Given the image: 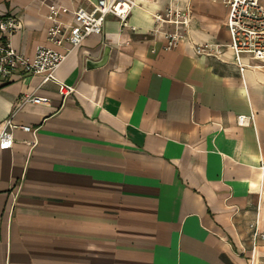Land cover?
I'll return each mask as SVG.
<instances>
[{"label":"crops","instance_id":"crops-1","mask_svg":"<svg viewBox=\"0 0 264 264\" xmlns=\"http://www.w3.org/2000/svg\"><path fill=\"white\" fill-rule=\"evenodd\" d=\"M136 1L129 25L109 15L60 65L66 98L41 74L0 81V130L11 115L37 129L0 148V264H264L251 227L264 230V60L196 53L230 42L222 2ZM169 5L191 9L173 48L175 26L154 19ZM47 12L0 0L20 21L15 49L51 46Z\"/></svg>","mask_w":264,"mask_h":264},{"label":"built area","instance_id":"built-area-1","mask_svg":"<svg viewBox=\"0 0 264 264\" xmlns=\"http://www.w3.org/2000/svg\"><path fill=\"white\" fill-rule=\"evenodd\" d=\"M41 1L48 8L46 18L50 22L48 40L51 46L39 47L33 55L21 53L13 46L12 36L20 25L19 19L12 14L0 15V81H10L19 73L41 74L44 83L55 81L59 93L66 98L75 88L57 78L56 71L63 61L87 37L102 33L109 15L118 17L122 25H129V17L138 3L136 0H97L91 8L71 9L51 0ZM213 1L222 2L228 7L226 23L231 40L228 44L194 41L196 53L222 58L221 49L229 47L239 63L243 54L264 60V0ZM69 14L73 19L66 22L63 17ZM154 19L158 24L170 23L175 26L165 32L167 47L173 48L178 46L181 37L189 31L191 9L169 5L164 12H156ZM28 101L50 104L48 98L36 94L24 95L21 104ZM251 119L252 116L239 115L238 122L243 125ZM17 128L33 132L37 130L31 125L15 122L14 115H11L0 130V148L6 149L14 145V130ZM251 227L254 229V235L264 240V230L257 229L256 223H252Z\"/></svg>","mask_w":264,"mask_h":264}]
</instances>
